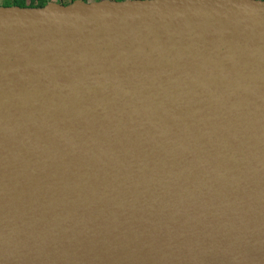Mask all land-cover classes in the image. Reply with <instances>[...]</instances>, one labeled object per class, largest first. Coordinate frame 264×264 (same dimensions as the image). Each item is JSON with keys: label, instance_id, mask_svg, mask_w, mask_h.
<instances>
[{"label": "water", "instance_id": "95a60500", "mask_svg": "<svg viewBox=\"0 0 264 264\" xmlns=\"http://www.w3.org/2000/svg\"><path fill=\"white\" fill-rule=\"evenodd\" d=\"M0 264H264V0L0 7Z\"/></svg>", "mask_w": 264, "mask_h": 264}, {"label": "trees", "instance_id": "16d2710c", "mask_svg": "<svg viewBox=\"0 0 264 264\" xmlns=\"http://www.w3.org/2000/svg\"><path fill=\"white\" fill-rule=\"evenodd\" d=\"M77 0H11L10 4L2 7H21V8H44L51 2L68 6ZM103 1V0H102Z\"/></svg>", "mask_w": 264, "mask_h": 264}, {"label": "rangeland", "instance_id": "374dc122", "mask_svg": "<svg viewBox=\"0 0 264 264\" xmlns=\"http://www.w3.org/2000/svg\"><path fill=\"white\" fill-rule=\"evenodd\" d=\"M10 1L11 0H4L5 3L4 4H0V7L10 4ZM82 1L91 3V2H100L102 0H82ZM116 1H125V0H116Z\"/></svg>", "mask_w": 264, "mask_h": 264}, {"label": "clouds", "instance_id": "9594fccd", "mask_svg": "<svg viewBox=\"0 0 264 264\" xmlns=\"http://www.w3.org/2000/svg\"><path fill=\"white\" fill-rule=\"evenodd\" d=\"M5 2H4V0H0V4H4Z\"/></svg>", "mask_w": 264, "mask_h": 264}]
</instances>
